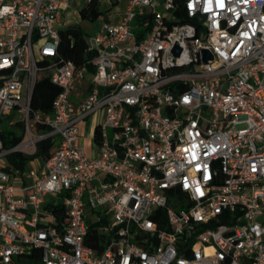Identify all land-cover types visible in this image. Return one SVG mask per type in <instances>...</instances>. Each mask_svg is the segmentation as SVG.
Instances as JSON below:
<instances>
[{
    "label": "built area",
    "instance_id": "2783aa9c",
    "mask_svg": "<svg viewBox=\"0 0 264 264\" xmlns=\"http://www.w3.org/2000/svg\"><path fill=\"white\" fill-rule=\"evenodd\" d=\"M73 2L103 4L0 0V126L14 112L21 137L0 127V264H264V0H127L81 67L52 62ZM42 60L50 114L30 108ZM47 138L42 165L9 163Z\"/></svg>",
    "mask_w": 264,
    "mask_h": 264
},
{
    "label": "trees",
    "instance_id": "16d2710c",
    "mask_svg": "<svg viewBox=\"0 0 264 264\" xmlns=\"http://www.w3.org/2000/svg\"><path fill=\"white\" fill-rule=\"evenodd\" d=\"M176 14L180 18V22H192L187 19L184 14H178L175 12V15ZM79 16L82 20L93 23L101 17V12L96 8L95 4L92 3L82 7L79 11ZM84 35L85 32H82L81 30L66 29L59 31L57 56L52 59V62L56 64L71 62L76 67H81L86 59L90 57V55L86 53L87 45ZM47 64V60H42L40 63L42 71L39 73L37 81L34 85L30 102V108L32 111H41L44 114L51 113L52 102L59 93V89L49 80V70L46 68ZM41 129L44 133L49 131L46 127H41ZM1 138L5 149H10L16 146L21 140L20 136H15L10 129L5 128H2L1 130ZM52 148L53 140L51 138H47L37 143L36 153L33 156H25L20 152H15L8 156V161L14 168L23 171L25 166L36 158L46 160L49 157ZM86 245L96 248L93 244L87 243ZM24 264L37 263L27 261Z\"/></svg>",
    "mask_w": 264,
    "mask_h": 264
},
{
    "label": "rangeland",
    "instance_id": "374dc122",
    "mask_svg": "<svg viewBox=\"0 0 264 264\" xmlns=\"http://www.w3.org/2000/svg\"><path fill=\"white\" fill-rule=\"evenodd\" d=\"M126 4H127V0H103V4H101L98 7V10L101 12L102 19L104 21L114 22L115 19H113V17L122 15V13L126 8ZM82 7H84L83 2H73L68 8L62 7L61 23L59 26H56V29L58 31H63L66 29L81 30L82 32L86 33V37L89 39V37L93 34L99 20L93 23L82 20L79 16V11ZM102 19L100 20L102 21ZM94 118L95 116H90L86 121L79 124V127L81 126V131L86 138L91 137L92 135L94 129V123H93ZM19 120H20L19 115L13 112L8 118L2 121L0 127L1 129L2 128L10 129L14 134L19 135L20 134L19 126H15L14 128H9L7 126V121H19ZM87 155L90 156L92 155L91 148L87 150ZM3 162L7 164L6 161ZM37 162L39 161L38 160L31 161L25 166V168L27 169L35 168ZM11 179H12V175H11Z\"/></svg>",
    "mask_w": 264,
    "mask_h": 264
},
{
    "label": "crops",
    "instance_id": "0c3cea01",
    "mask_svg": "<svg viewBox=\"0 0 264 264\" xmlns=\"http://www.w3.org/2000/svg\"><path fill=\"white\" fill-rule=\"evenodd\" d=\"M65 8H68V7H65ZM95 118L93 119V123H94V126L97 124L98 122V115H94ZM91 141H92V144H91ZM77 144L83 148L84 152L87 154V150H89L91 148V152H92V155L96 152V147H95V144H94V140H93V132H92V135L91 137H85L81 131V126L79 127V139L77 140ZM89 148V149H88ZM52 151V150H51ZM34 160H38L39 162L36 163V166L35 168H37L38 166L42 165V163L45 161L41 158H36ZM33 160V161H34Z\"/></svg>",
    "mask_w": 264,
    "mask_h": 264
},
{
    "label": "water",
    "instance_id": "95a60500",
    "mask_svg": "<svg viewBox=\"0 0 264 264\" xmlns=\"http://www.w3.org/2000/svg\"><path fill=\"white\" fill-rule=\"evenodd\" d=\"M175 55L178 56L179 50L176 48L174 51ZM210 59V55L206 52H204V60L207 61Z\"/></svg>",
    "mask_w": 264,
    "mask_h": 264
}]
</instances>
